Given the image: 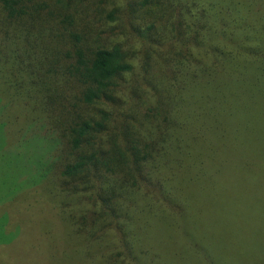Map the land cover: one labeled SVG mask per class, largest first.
<instances>
[{"label": "trees", "instance_id": "obj_1", "mask_svg": "<svg viewBox=\"0 0 264 264\" xmlns=\"http://www.w3.org/2000/svg\"><path fill=\"white\" fill-rule=\"evenodd\" d=\"M128 74L149 95L139 118L107 94ZM0 93V127L20 120L8 98L43 121L14 189L58 221L63 253L79 240L96 264H207L213 240L193 231L205 197L264 176V134L249 127L264 112V0H0ZM173 237L179 260L152 246Z\"/></svg>", "mask_w": 264, "mask_h": 264}, {"label": "rangeland", "instance_id": "obj_2", "mask_svg": "<svg viewBox=\"0 0 264 264\" xmlns=\"http://www.w3.org/2000/svg\"><path fill=\"white\" fill-rule=\"evenodd\" d=\"M116 32L117 40L121 41L122 34L120 31ZM137 41L134 40L128 47L137 45ZM132 49L135 51V55L139 54L140 44L137 45L136 50ZM132 61L136 64L135 58ZM152 61L160 62V59L155 55L152 56ZM135 78L134 74H128L127 78L121 79L120 86L110 89L107 94L116 98L117 101L126 100L128 104L135 103L133 105L135 108L131 110L139 118L141 109L144 111L145 101L148 100L149 95L139 92ZM5 97L0 93L2 102L6 100L7 97ZM21 98H8L10 103L16 104L11 105L10 112L16 107V113H21L20 120L18 119L13 126L5 123L4 128L0 127V222H6L3 227L2 224L0 225V237H4L5 241L8 236L7 239L10 240L6 244H0V264H96L87 256L84 249L89 246L82 241L71 240V244H73L71 252L63 253V248L67 246L70 239L65 236L60 237L58 221L50 218L49 210L41 212L35 197L28 194L30 191L20 196L22 192L16 193L17 191L14 189L15 180L18 177L21 176L23 181L26 180L27 170L34 168L32 165L35 164L42 149L37 144L35 148L30 145L24 147L21 144L23 140L37 134L31 132L41 129L43 125L42 120L31 118L28 115L31 108L20 101ZM130 98L132 99L130 100ZM109 105L112 111L116 109V113L123 112L125 108V105L120 104L119 106L117 103H107V106ZM262 105L264 107V103ZM131 110L127 109L124 112L130 114ZM144 118L143 114L140 122ZM3 119L6 117H2ZM123 126L126 127L124 124ZM249 127L253 130L255 137L258 132L264 134V112L262 114L255 113L249 121ZM11 143L13 144L9 145ZM8 148L15 153H22L23 156L11 159L7 156L11 153L7 150ZM262 149L261 155H264V140ZM4 154L5 156H3ZM256 181L260 184L255 187L244 189L240 186V188L231 191L217 192L214 197H205L203 204L206 209L204 208L202 216L195 217L197 223L193 231L194 236L202 231L213 240L215 251H211V248L208 247L207 251L210 253L208 257L211 255L213 258L207 264H217L215 259L223 254L230 255V260L236 261L237 264H264V176L257 175ZM251 183L253 184V182ZM27 203H34L35 206L25 207ZM155 224L158 228L162 223L155 219ZM41 228L48 230L50 237H55L53 241L49 242L50 244L33 239L34 232H43L40 230ZM175 237L172 240L156 238L155 243L151 241L152 246L156 250L163 251L167 257L179 260L181 257L173 255L177 253L184 255L180 253L183 247ZM231 246L234 247L232 250H230ZM244 258H248L246 263L242 262ZM165 260L162 258L159 263L169 264ZM186 260L188 264H192L194 258L186 257Z\"/></svg>", "mask_w": 264, "mask_h": 264}]
</instances>
